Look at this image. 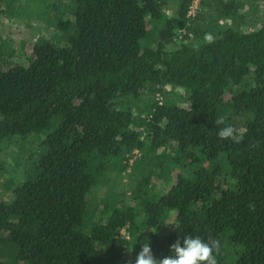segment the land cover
Wrapping results in <instances>:
<instances>
[{
  "label": "trees",
  "instance_id": "16d2710c",
  "mask_svg": "<svg viewBox=\"0 0 264 264\" xmlns=\"http://www.w3.org/2000/svg\"><path fill=\"white\" fill-rule=\"evenodd\" d=\"M49 1L32 22L55 32L40 28L27 66L5 70L0 49V145L24 146L14 170L0 163V264H135L143 243L162 259L187 234L219 238L218 264H264V25L243 29L241 0H203V28L196 0ZM222 114L242 142L219 138ZM112 161L152 173L135 206L106 196L95 221ZM176 170L149 202L152 177Z\"/></svg>",
  "mask_w": 264,
  "mask_h": 264
},
{
  "label": "rangeland",
  "instance_id": "374dc122",
  "mask_svg": "<svg viewBox=\"0 0 264 264\" xmlns=\"http://www.w3.org/2000/svg\"><path fill=\"white\" fill-rule=\"evenodd\" d=\"M6 4L3 8L9 9L8 11L4 12L3 17H0V21L2 23L0 29V49L4 53L7 52L6 56H9V52L13 50L14 55L10 58L9 65L5 67V70H8L10 67L22 64L27 66L29 63V59L32 56L33 49L35 42L38 37V33L40 28H47L42 26L39 22H32L34 21V15L38 13L41 14L44 8L46 1L48 0H1ZM57 1V0H56ZM56 1H49L50 5H56ZM203 0H197V3L194 6L191 14L192 16H196L199 18L197 20L200 25H206V22H209L210 19L207 20L208 15H212L215 13L214 6L208 8L204 6L202 3ZM246 6L241 11V14L246 15L245 23L243 25V29L247 31H253L255 29H259L264 25V3L261 1L258 5V11L252 8V3L254 0H241ZM167 14L170 16L176 10V5H170L164 9ZM44 14V13H43ZM30 26H27V25ZM221 24L226 25V20L222 21ZM157 28V27H156ZM154 26H152L149 30L152 35L155 33ZM53 29L47 28V39L51 38L54 34ZM152 39H155L152 37ZM177 93L182 94L183 92L180 90L176 91ZM162 100V98H161ZM163 102V101H162ZM44 137V136H43ZM21 140L18 138L14 139L13 144L6 145L1 144L2 150H0V163L6 165L8 171H12L16 168V158L19 153V149H23L24 146ZM18 145V147H17ZM32 145L30 146V149ZM113 164H116L115 166ZM19 175L22 174L21 171H18ZM111 172V173H110ZM108 173V179L105 180V175ZM152 173V169L145 166V163H136L132 171V178L128 177L124 173V177L120 172V168L118 167V163H114L112 161L105 171V175L100 178L99 187L93 188L91 194L89 196V212H95V221H98L99 218L102 216V210L104 204L102 200L106 199V196H109L107 199L110 203L113 201L121 202L123 205H131L135 206L136 202H134L133 195L131 189L139 185L141 179L144 177H149ZM179 170H176L172 177L174 178L170 183L168 180L160 177L153 176L151 179V185H149L150 194L146 197L147 200L151 203H156L160 195L157 194H164L168 191L169 187L173 185L176 181V176L178 175ZM22 178V176H20ZM106 184V186H105ZM4 194L3 186L0 185V197ZM111 206H114L111 204ZM173 217L167 220L166 226H170V224L174 220V212H171Z\"/></svg>",
  "mask_w": 264,
  "mask_h": 264
},
{
  "label": "clouds",
  "instance_id": "9594fccd",
  "mask_svg": "<svg viewBox=\"0 0 264 264\" xmlns=\"http://www.w3.org/2000/svg\"><path fill=\"white\" fill-rule=\"evenodd\" d=\"M226 114L218 115L215 124L219 127L218 136L221 140L231 139L240 143L244 134L231 124H227ZM222 243L219 238L209 236L206 240L198 235H185L183 246L181 241L171 245V254L157 259L150 246V241L143 243L142 249L136 256L135 264H218L217 257L221 254Z\"/></svg>",
  "mask_w": 264,
  "mask_h": 264
},
{
  "label": "built area",
  "instance_id": "2783aa9c",
  "mask_svg": "<svg viewBox=\"0 0 264 264\" xmlns=\"http://www.w3.org/2000/svg\"><path fill=\"white\" fill-rule=\"evenodd\" d=\"M196 3H197V0H196L195 4H196ZM195 4H194V6H195ZM194 6H193V9H194ZM193 9H192V10H193ZM191 16H192V14H191ZM122 237L128 239V238H127L128 236H127V234H126L125 232H123Z\"/></svg>",
  "mask_w": 264,
  "mask_h": 264
}]
</instances>
